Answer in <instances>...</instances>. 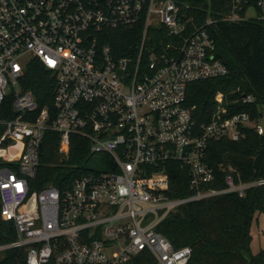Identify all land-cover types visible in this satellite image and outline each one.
Here are the masks:
<instances>
[{"label":"built area","instance_id":"obj_1","mask_svg":"<svg viewBox=\"0 0 264 264\" xmlns=\"http://www.w3.org/2000/svg\"><path fill=\"white\" fill-rule=\"evenodd\" d=\"M222 21L264 23V0H231ZM215 22L209 17L184 35L194 18L178 0H0L1 216L15 235L0 242V259L25 249L26 264H134L149 251L157 264H188L192 248L176 249L160 223L183 205L264 187V178L243 182L228 165L225 187L210 188V139L264 135V114L257 121L234 112L236 104L255 102L246 94L233 99L240 89L216 95L206 125L186 105L190 84L229 73L208 29ZM139 27L135 58L101 45L107 31ZM162 33L167 44L157 40ZM33 62L56 82L39 113L37 97L23 87ZM47 132L59 135L64 159L74 136L85 139L107 171H89L63 190L37 189ZM174 167L189 177V196H169Z\"/></svg>","mask_w":264,"mask_h":264},{"label":"trees","instance_id":"obj_2","mask_svg":"<svg viewBox=\"0 0 264 264\" xmlns=\"http://www.w3.org/2000/svg\"><path fill=\"white\" fill-rule=\"evenodd\" d=\"M183 13L194 18L187 35L201 27L211 17L216 22L209 32L216 43V55L229 70L227 76L190 84L187 90V107L192 111L198 125L211 121L216 109L215 97L219 92L233 99L242 94L253 95L251 105L236 104L234 112H249L253 119L261 121L264 114V23L243 21L232 24L222 21L229 12L231 0H178ZM141 27L130 30L107 31L101 37V45L110 46L119 57H137L141 39ZM165 44L171 40L165 33L156 36ZM179 41V38L176 39ZM153 43V42H152ZM24 90L37 97L39 113L55 92L56 82L49 71L39 62H33L23 84ZM46 96L48 100L46 102ZM42 97H45V99ZM3 129L0 127V137ZM59 135L47 132L43 139L37 189L54 185L65 189L75 178L89 173L83 168L92 156L90 144L81 137L72 138V149L68 159L58 153ZM207 163L214 170L216 180L210 188L225 187L226 167L237 169L243 182L264 178V135L255 130H246L239 142L226 138L210 139ZM171 189L169 196H189V177L179 167L169 169ZM264 213V187L250 190L244 197L226 194L213 199L183 205L170 214L158 226L176 249L192 248L188 264H264V251L252 255L250 229L254 218ZM9 234V235H8ZM15 238L13 224L1 216L0 197V242L7 243ZM25 249L7 251L0 264H26ZM49 264H54L50 262ZM134 264H157L149 251L141 252Z\"/></svg>","mask_w":264,"mask_h":264},{"label":"rangeland","instance_id":"obj_3","mask_svg":"<svg viewBox=\"0 0 264 264\" xmlns=\"http://www.w3.org/2000/svg\"><path fill=\"white\" fill-rule=\"evenodd\" d=\"M264 125V119L261 122ZM86 171L105 172L107 165L98 155H92L83 165ZM251 243L250 250L252 255H258L264 251V213L257 215L251 225L250 229Z\"/></svg>","mask_w":264,"mask_h":264},{"label":"water","instance_id":"obj_4","mask_svg":"<svg viewBox=\"0 0 264 264\" xmlns=\"http://www.w3.org/2000/svg\"><path fill=\"white\" fill-rule=\"evenodd\" d=\"M40 152L42 153L43 152V147L41 146V148H40Z\"/></svg>","mask_w":264,"mask_h":264}]
</instances>
